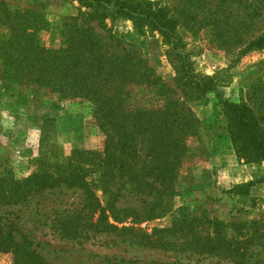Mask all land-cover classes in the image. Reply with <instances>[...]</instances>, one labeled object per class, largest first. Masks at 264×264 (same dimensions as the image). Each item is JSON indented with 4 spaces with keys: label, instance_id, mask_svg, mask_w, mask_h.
Here are the masks:
<instances>
[{
    "label": "trees",
    "instance_id": "obj_1",
    "mask_svg": "<svg viewBox=\"0 0 264 264\" xmlns=\"http://www.w3.org/2000/svg\"><path fill=\"white\" fill-rule=\"evenodd\" d=\"M77 1V13L61 19V41L52 48L41 41L39 34L47 31V23L39 12L0 1V79L23 95L42 93L86 103L103 133V146L100 151H76L82 161L23 177L1 171L0 205L25 202L56 188L77 189L83 195L84 220L65 228L67 234L107 233L138 246L248 263V244L259 238L254 234L261 224L255 220L244 223L253 233H243L238 230L243 226H238L235 235L227 231L234 223L199 218L183 208L175 210L170 227L150 234L115 222L128 218L140 222L166 213L179 168L192 156L188 142L197 137L200 123L177 89L190 97L212 91L213 85L211 78L196 77L191 71L188 53L182 52L185 33H203L209 47L238 57L261 52L264 0H180L175 9L152 0ZM117 17L130 20L140 34L161 36L176 71L173 87L162 81L137 45L107 27L105 21ZM143 91L154 98L144 101ZM222 105L237 156L251 162L264 160V108L258 113L242 100H222ZM91 171L96 173V186L107 196L104 205L88 179ZM137 198L145 203L139 208L132 205ZM3 228L0 223V251L11 253L14 264H52L31 247L26 234L16 238L14 224Z\"/></svg>",
    "mask_w": 264,
    "mask_h": 264
},
{
    "label": "rangeland",
    "instance_id": "obj_2",
    "mask_svg": "<svg viewBox=\"0 0 264 264\" xmlns=\"http://www.w3.org/2000/svg\"><path fill=\"white\" fill-rule=\"evenodd\" d=\"M12 8L36 10L45 18L47 31L41 41L47 47L61 41L59 25L65 16L75 15L77 0H0ZM175 9L180 0H152ZM112 33L138 46L142 55L156 69L157 75L170 87L174 86L176 71L167 55V46L157 33H138L132 22L120 17L105 21ZM182 52L188 53L191 71L196 77L211 78L213 90L203 94L182 96L200 126L197 137L189 140L192 156L185 158L175 182V195L167 203L169 210L150 220H123L118 226L140 228L150 234L154 229L170 227L178 208L199 218H215L230 224L228 232L253 233L245 222L258 221L259 235L248 244L249 262L264 264V160L246 161L239 158L227 130L222 100L245 101L256 112L264 108V50L238 57L234 52L208 46L203 34L185 33ZM256 85L251 88L253 84ZM142 92V91H141ZM142 99L154 97L143 91ZM258 95V96H257ZM141 97V95H140ZM103 133L91 117L86 103L57 99L36 93L23 95L5 87L0 79V172L11 170L23 177L35 170L47 171L55 165L75 163L84 158L81 150L100 151ZM93 158L87 155L86 159ZM85 159V160H86ZM89 163V162H88ZM86 166V165H85ZM92 189L104 205L107 196L96 186V173L91 171ZM83 195L79 190L56 188L35 194L25 202L0 205V221L14 224V234H26L32 248L52 264H238L209 254L168 251L138 246L111 234H67L64 229L83 224ZM127 200L130 199L128 196ZM140 198L132 199L139 208ZM98 216L96 213L95 218ZM110 222H114L111 217ZM252 231V232H251ZM240 239V236L238 237ZM0 264H14L12 254L0 251Z\"/></svg>",
    "mask_w": 264,
    "mask_h": 264
}]
</instances>
